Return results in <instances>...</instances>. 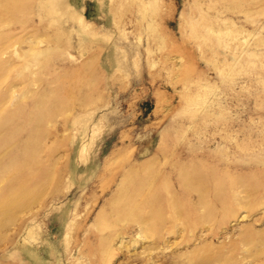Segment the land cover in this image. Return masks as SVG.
I'll use <instances>...</instances> for the list:
<instances>
[{
    "label": "rangeland",
    "instance_id": "rangeland-1",
    "mask_svg": "<svg viewBox=\"0 0 264 264\" xmlns=\"http://www.w3.org/2000/svg\"><path fill=\"white\" fill-rule=\"evenodd\" d=\"M16 1L0 264H264V0Z\"/></svg>",
    "mask_w": 264,
    "mask_h": 264
},
{
    "label": "bare ground",
    "instance_id": "bare-ground-1",
    "mask_svg": "<svg viewBox=\"0 0 264 264\" xmlns=\"http://www.w3.org/2000/svg\"><path fill=\"white\" fill-rule=\"evenodd\" d=\"M7 2L11 5H17V1L16 0H7ZM40 103V101H39ZM43 103V102H42ZM13 115V113L11 115H7L6 117H1L0 120L1 122H5L8 118H11ZM41 115V114H39ZM38 115V116H39ZM37 116V117H38ZM36 124V123H35ZM32 137V136H31ZM34 139H36V135H33ZM35 145V144H34ZM33 147V146H32ZM25 149V148H24ZM27 149V147H26ZM33 150V149H32ZM24 152V151H22ZM35 149L33 151L31 150H26L23 154L26 156V161H24V164H21V166L19 167L20 168V171H17L13 177H12V181H11V186L13 185V187H15L16 189H14L16 191V194H19L21 195L24 191H25V188H26V184L27 182H30L32 178H30V174H33L34 175V166L37 158H36V154H35ZM23 159V157H22ZM21 160V159H20ZM13 164L15 163V160H13ZM16 162H18L16 160ZM21 163V161H19ZM18 162V163H19ZM23 163V162H22ZM19 165V164H18ZM14 167V165H13ZM16 167V166H15ZM14 169V168H13ZM17 170V169H16ZM13 171V170H12ZM15 170L12 172L14 173ZM25 173V174H24ZM32 176V175H31ZM9 181H7L8 183ZM6 183V184H7ZM9 187V186H8ZM11 188V187H10ZM18 195V196H19ZM16 200V199H15ZM12 201V200H9L10 202L12 201V205H15L16 204V201ZM8 201V202H9ZM19 203V202H18ZM19 205V204H18ZM11 207V206H10Z\"/></svg>",
    "mask_w": 264,
    "mask_h": 264
}]
</instances>
